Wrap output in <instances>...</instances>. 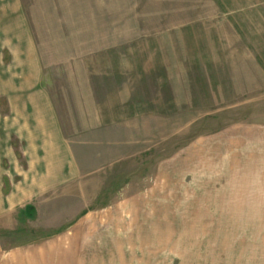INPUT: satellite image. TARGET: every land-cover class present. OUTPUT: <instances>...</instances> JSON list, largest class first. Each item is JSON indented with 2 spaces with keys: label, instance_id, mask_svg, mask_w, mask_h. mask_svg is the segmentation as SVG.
<instances>
[{
  "label": "rangeland",
  "instance_id": "obj_1",
  "mask_svg": "<svg viewBox=\"0 0 264 264\" xmlns=\"http://www.w3.org/2000/svg\"><path fill=\"white\" fill-rule=\"evenodd\" d=\"M25 2L41 43L42 88L57 108L77 111L86 128L116 124L125 131L114 134L130 161L120 175L140 196L134 208H104L89 220L130 222L121 229L131 241L122 246L128 261L121 263L160 264L161 247L170 261L175 168L168 165L165 182L158 163L198 135L264 121V0ZM2 72L0 125H9L8 97L31 86L27 70ZM160 226L168 227L164 244ZM38 234L0 229L8 242Z\"/></svg>",
  "mask_w": 264,
  "mask_h": 264
},
{
  "label": "crops",
  "instance_id": "obj_2",
  "mask_svg": "<svg viewBox=\"0 0 264 264\" xmlns=\"http://www.w3.org/2000/svg\"><path fill=\"white\" fill-rule=\"evenodd\" d=\"M25 5L0 0V72L27 70L31 86L8 97L12 123L0 125V229L39 234L11 242L0 236V264H123L122 246L131 241L121 229L130 222L89 219L104 208H134L140 196L120 175L130 161L114 134L125 131L116 124L86 128L77 111L57 108L42 88L41 43ZM171 163L175 244L170 261L161 247L160 264H264V121L198 135L159 161L165 182Z\"/></svg>",
  "mask_w": 264,
  "mask_h": 264
},
{
  "label": "trees",
  "instance_id": "obj_3",
  "mask_svg": "<svg viewBox=\"0 0 264 264\" xmlns=\"http://www.w3.org/2000/svg\"><path fill=\"white\" fill-rule=\"evenodd\" d=\"M31 209H33V208H30V207L29 208H26L25 212L23 211V213L26 215V212L27 211H30Z\"/></svg>",
  "mask_w": 264,
  "mask_h": 264
}]
</instances>
